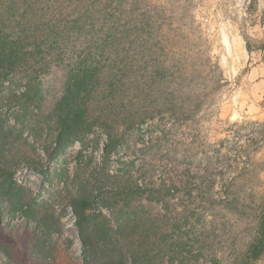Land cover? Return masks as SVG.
Masks as SVG:
<instances>
[{
	"label": "trees",
	"instance_id": "trees-1",
	"mask_svg": "<svg viewBox=\"0 0 264 264\" xmlns=\"http://www.w3.org/2000/svg\"><path fill=\"white\" fill-rule=\"evenodd\" d=\"M186 39L168 33L155 8L140 0H0V79L21 85L15 98L51 160L98 130L109 157L133 129L153 120L189 126L212 104L224 81L219 62L184 46ZM53 68L61 70L63 88L46 106L42 77ZM252 123L246 142L236 140L227 154L221 152L227 137L216 142V162L205 147L204 166L184 168L179 183L109 174L105 191L72 196L84 264L264 263V188L245 204L217 180L225 160L250 172L259 163L264 171V160L254 158L264 144V122ZM10 139L0 125V189L14 199L15 170L3 154ZM218 207L251 215L248 240L238 246L230 237L227 252L214 251L200 224ZM218 244L222 249L223 240Z\"/></svg>",
	"mask_w": 264,
	"mask_h": 264
},
{
	"label": "rangeland",
	"instance_id": "rangeland-1",
	"mask_svg": "<svg viewBox=\"0 0 264 264\" xmlns=\"http://www.w3.org/2000/svg\"><path fill=\"white\" fill-rule=\"evenodd\" d=\"M140 1L155 8L168 33L187 38L184 46L214 56L223 73V85L216 90L212 104L199 112L198 122L189 126L149 121L130 131L127 141L109 157L103 151L106 135L98 130L85 145L77 141L51 160L15 98L21 85L0 79V125L12 140L3 154L15 170L17 192L10 199L0 189V264H84L72 196L86 188L105 191L113 182L109 174L131 173L146 183H179L184 168L204 166L201 151L205 147L216 162L221 155L216 143L220 138L227 137L221 149L227 154L236 140L246 142L252 122H264V0ZM42 80L49 106L62 91L63 74L53 68ZM254 158L264 160V144ZM241 166L225 160V172L217 180L218 185H230L231 193L247 204L253 193L263 190L264 171L259 163L254 172ZM208 213L200 224L209 232L214 251H229L230 237L241 246L251 235L249 210L238 215L218 207ZM219 240H223L222 249Z\"/></svg>",
	"mask_w": 264,
	"mask_h": 264
}]
</instances>
